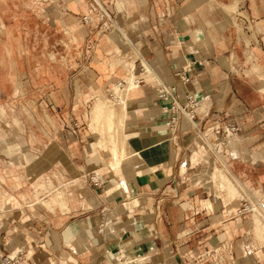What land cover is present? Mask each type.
I'll return each instance as SVG.
<instances>
[{
	"label": "crops",
	"instance_id": "crops-1",
	"mask_svg": "<svg viewBox=\"0 0 264 264\" xmlns=\"http://www.w3.org/2000/svg\"><path fill=\"white\" fill-rule=\"evenodd\" d=\"M142 1L125 0L131 6L123 9L128 13L127 20L130 22L128 29L136 37V42L137 37H140L139 41H144L143 37L148 33L147 43L137 44L140 55L149 62L143 61V65L149 67V70L143 72L147 82L140 87L129 85L130 80L127 81L125 89L119 90L124 94L125 112L122 108L116 107L113 119L115 121L113 133L121 157L120 171L125 184L129 187L131 197L124 196L122 188L119 192L107 194L106 190L120 181L119 175L110 166L113 156L109 147L104 149L97 145L108 151L107 159H104L98 150L86 152L83 146L79 151L74 150L72 134L67 133L62 141L59 133L63 135V132L49 130V136L42 135L48 140L43 142L44 144L37 141V147L34 144L37 137L32 131H29L26 141L24 138L21 139L20 133L12 136L0 128V151L16 154L15 160L20 158L26 165L29 185L26 188H30V193L24 194L22 198L25 201L28 199L29 203L31 198L33 199L31 202H36L40 200L37 194L46 191L51 196L42 203L46 204L49 210L54 211L58 208L63 212L69 209V212L62 213H67L65 215L67 220L56 227V233L59 243L68 241L79 252L74 253L75 258L70 255L66 260L60 259V264H118L116 255L119 253L125 255L126 264H186L182 257L185 248L199 250L204 247L205 243L198 242L192 246H185L183 241L179 240L184 217L187 220L186 224L196 223L198 226L209 224L205 218L195 217L189 202L186 201L188 198H205L210 195L213 207L218 211L223 199L230 195L228 191L223 193V196L216 195L212 178L195 176V171L191 175V169L202 166L206 168L205 164L207 166L210 164V157L208 162L204 160L188 165L191 159L189 158L191 155L188 154L195 142H198L197 129L182 116L176 124V130L171 129L170 112L162 108L164 103L158 98L159 84L179 96L185 94L197 96L206 103L210 111H220L227 119L237 122L240 128L238 133H241V136L257 133L258 138L254 141L257 144L253 145L252 149L249 148L250 144L247 141L230 150L227 149V144L225 152L228 155L222 153L224 157L222 163H227L231 169H235L236 165L242 166L243 171L237 173V177L260 190L264 188V178L259 175L253 177L260 170L258 166H264V150L261 149L264 147V79L251 83L234 76V71L229 69L231 55L237 60L235 66L239 69H243L244 60L249 56L258 67V72L264 74V0ZM140 2L142 3L138 4ZM65 7L69 8L68 5L61 4V9ZM235 7L245 13L237 22L241 26L239 31L231 23L229 13L225 10ZM25 8L27 6L24 0H0V29L6 34V40L0 45V120H6L8 125L5 126L10 128L18 122V115L11 119L8 115V112H16L14 105L16 101L8 102L2 98H16L19 93L22 94L23 86L18 81V76L25 88L36 89L43 82L55 84L61 75L55 60L57 51L23 50L17 30L8 27L11 24H27L30 21V17L25 18L22 14ZM61 9L57 7L49 17L55 19ZM64 13L67 14L66 11ZM33 18L36 21V15H33ZM70 29H73L72 26ZM121 35L115 39L107 35L101 38L103 44L109 43L108 54L120 50L119 40L124 39L131 43L124 33ZM113 57V55L108 57L111 62L103 60L98 64L106 78L120 75L115 68L116 62ZM131 62L134 63L133 60ZM126 74L122 73V77ZM72 79L73 76L70 81ZM115 85L116 83H113L111 88L106 89L108 97H110L108 91L116 92ZM89 89L91 93H86L84 98L86 103L91 98L95 101L100 97L98 95L104 94L98 85L90 84ZM110 98L111 101L116 98L119 100L115 96ZM66 99L67 104L74 103L73 96H67ZM84 100L82 101L85 103ZM107 103L116 106L113 102ZM89 114L88 109H85L86 119ZM93 120L92 116V126ZM91 130L97 132L93 128ZM58 142H65V151ZM230 142L233 147L238 144L239 138ZM92 143H99V133ZM40 146H45V150H41ZM206 151L208 156H213L207 149ZM244 151L254 152L249 156L248 153L244 154ZM78 152L80 158L75 155ZM197 152H194V156ZM236 153L240 156H236ZM85 156L88 161L96 163L94 170L90 169L89 163L86 164ZM53 158H58L65 170L72 167L75 171V165L79 164L84 178L81 180L74 175V181L78 182V187L85 193L77 195L81 198V206H77L78 208L74 207L71 210L69 208V202L75 206L77 199L67 183L63 184L65 189H61L59 185H52L51 175L47 172L50 169L48 161ZM99 160L106 163L101 164ZM35 168L38 170L34 173ZM57 170L53 176L64 177L62 171ZM91 173L97 176L107 174L102 192L97 193L92 187ZM248 174H251L250 179ZM67 177L72 178L73 175L67 172ZM22 178L21 174L1 175L2 182L8 179L16 188L24 186ZM124 199L135 200L137 203L129 206V202H125L126 207H122ZM12 200L11 194L0 188V209L12 207L15 204ZM95 202H99L98 206L97 204L91 206L95 205ZM16 208L23 210L22 205ZM220 215L224 217L220 213L215 217ZM213 216L210 217L212 224L209 226L215 227L218 234L224 229L230 245V248H222L223 263L264 264V244L257 240L255 243L259 249L251 254L250 239L245 238L248 234L251 237L253 232L255 239L264 236V232L261 235L257 233V222L254 223V231L247 226L241 233L231 232L219 222L215 225ZM31 221L33 223L34 219ZM96 227L99 231L106 229L104 237L109 240L92 237L94 240L91 241V234L95 232ZM8 236L7 246L16 250H28L27 258H30L27 261L24 259L23 264H38L39 260L36 258L40 259L39 257L43 258L46 264L53 262L50 249L45 243L38 245V241L36 242L27 230H20L18 235ZM95 240L97 242L93 244ZM209 243L217 244V238L214 236ZM36 244L40 247L37 254L32 251ZM91 245L93 249H97L98 256L94 259L89 256ZM15 249L12 254L15 253ZM246 250L250 253H246Z\"/></svg>",
	"mask_w": 264,
	"mask_h": 264
},
{
	"label": "rangeland",
	"instance_id": "rangeland-1",
	"mask_svg": "<svg viewBox=\"0 0 264 264\" xmlns=\"http://www.w3.org/2000/svg\"><path fill=\"white\" fill-rule=\"evenodd\" d=\"M15 1V0H11ZM50 0H24L26 3L27 8H25L22 12V14L25 16V18L30 17V21L28 23H21V24H11L8 27L15 28L20 36V44L21 49L23 50H36V51H57V58L55 60L57 61V66L59 69V73L61 74L58 79L56 80V83L51 85L48 82H43L41 86L39 85L36 89L34 88H25L23 83L21 82V79L18 81L23 86L22 94L19 93V95L16 98L13 97H3L2 100L4 101H12L15 100L14 103L16 112H8L9 119L12 117L18 115V122L14 123L13 128L6 127L5 125H8V122L4 119L0 120V128L5 129V133L10 135L19 134L22 136L21 139H25L27 141L29 134V131H32L36 135V140L34 141V144L37 145V141L46 142L48 139L42 135L46 134L49 136L50 132L49 130L55 131L58 130L59 132H63V135L59 133L60 138L62 141H64V138H66V134L69 135L72 134V143H74V150H81L79 149L81 146H83L84 150L86 152H92L95 150H98L102 156H104V159H107V153L108 151L102 150V148H110V153L116 146V141L114 137L113 130L115 129V121L111 122V128L112 132L110 130L108 131V118H106V115L102 116L98 122L99 126H92V116L94 114V98H91L87 103L84 100L86 93H91L89 89L90 84L98 85L104 94L98 95L102 97L103 101L106 102H113L115 103V107H119L121 105V100H117V98L113 101H111V98L108 97L106 89L111 87L114 78H106V74H104L100 69L98 68V64H100L103 60L110 61L108 57L110 58L111 55H113V60L116 62L117 71L120 75L127 70L129 71L130 68L135 66V70L138 71V66L143 63V61L148 62L147 58L143 59V56L140 55V50L138 49L137 44H142V42L147 43L148 33L145 34L143 38H145L144 41H139L140 37L133 36V33L128 29V25H130V22L127 20L128 13L125 12L123 9H125L131 5L127 4L125 0H114L113 9L111 8V16L112 20L108 22L107 20L103 22L104 25H106V30H102L97 25V22L95 24H85L83 23L81 19V11L78 14H74L70 11H67L66 8L61 9V4L65 2L66 5L69 6V8L75 12H78V10L83 7L81 4H78L74 0H51V3H49ZM142 2H145L143 0ZM142 2L138 3L141 4ZM55 3V6H57L60 11H58L57 17L52 19L50 16L51 12H54L57 7H55L53 4ZM116 5V6H115ZM229 13V18L231 19V23L237 28V30H241V26L239 25V18H242L245 13L240 12V9L235 8H227L225 9ZM64 11L67 12V14L64 13ZM129 11V10H127ZM33 15H36V21L33 18ZM26 22V20H25ZM36 22V23H35ZM102 24V21L100 22ZM70 26H72V30L70 29ZM98 26V27H97ZM142 26H139V28ZM145 29V28H144ZM145 31V30H144ZM122 33L129 38L131 43L129 44L126 40L122 39L119 43L120 50L116 52H113L112 54H108L107 49L109 47V43L103 44L102 43V37L104 35H107L109 37L118 38L121 37ZM87 34V36H85ZM105 39V38H104ZM6 40V34L3 30L0 29V45ZM135 40V41H134ZM234 56L231 55L229 58V69L233 70V75L240 78L247 80L251 83L258 82L259 80L264 79V74L258 72V67L254 65V62L252 58L247 56L244 60V67L243 69H239L235 66V61L233 58ZM51 59H54V57H51ZM134 61L131 62V61ZM104 63L106 64V62ZM141 62V63H140ZM149 63V62H148ZM126 64V67H125ZM133 65V66H132ZM44 75V74H43ZM49 75V74H47ZM231 75V74H229ZM68 76V79L66 80V77ZM71 76H73V79L70 81ZM126 77V76H125ZM30 80V79H29ZM32 80V79H31ZM68 81V82H67ZM146 81V80H145ZM33 82V81H32ZM31 82V83H32ZM147 82V81H146ZM144 83V82H143ZM141 83V84H143ZM141 87V86H140ZM160 88V86L158 87ZM24 92V93H23ZM119 92V91H118ZM161 91H157V94ZM118 94V93H117ZM120 97L122 100L124 95L119 92ZM68 97H74V103L73 104H67L66 98ZM117 96V95H116ZM200 96V95H199ZM126 97V96H125ZM84 100L85 103L82 101ZM161 100V99H160ZM82 101V102H81ZM94 101V103H93ZM204 102V101H203ZM84 103V104H83ZM204 104H206L204 102ZM92 107V108H91ZM85 109H88L89 116L86 119L84 117V111ZM120 112V109H119ZM91 118V123H90ZM106 118V121H105ZM90 124V125H89ZM93 128L97 132H93L91 128ZM107 127V128H106ZM23 130V131H22ZM25 130V131H24ZM108 132V133H107ZM99 133V143L94 144L92 141H94ZM241 133H238L235 135L231 140L235 138H239V142L237 145L233 146L231 145V140L228 143L227 149H233L236 146H240L244 141L249 142L250 146L249 148L252 149L253 145H256L257 142H254L258 137L257 133H253L252 135H245L241 136ZM62 135V136H61ZM113 136V137H111ZM113 139V140H112ZM264 140V138H263ZM115 141V144H114ZM244 142V143H245ZM113 143V145H112ZM195 142L193 147L191 148L189 152V156L191 155V158L188 165H194L196 162H203L204 160H208L210 157V164L207 166L205 164L204 168H198V169H191V175L195 171V176H203L205 178L213 179V182L215 184V194L219 196H223V193H227L228 189L226 185H222L221 181V174L226 175L230 178V181H232L233 186L235 187L236 193L234 195L229 196L230 200H233L230 202L229 206L235 207L238 203L236 199H239L241 197V183L244 184L243 186L248 187L250 190L255 192V194H261V192H264L263 190H257L258 187L255 185L249 183L246 180H241L237 177V173H241L243 171V167L236 165L235 169H231L227 163H222V165H219L217 162V159L214 156H208L207 151L205 148H203L200 143ZM3 144V141L1 142ZM58 144L65 149V142H58ZM99 145V146H97ZM38 147V145H37ZM117 147V146H116ZM41 150H45V146L39 147ZM245 149V148H244ZM264 150V147L261 148ZM255 150V149H253ZM65 151V150H64ZM198 151L195 153L194 152ZM254 152V151H252ZM251 153H248L247 151H244V154H247L250 156ZM210 154V153H209ZM76 156L79 158L80 153H76ZM87 155V153H86ZM193 155V158H192ZM236 156H240L236 153ZM187 157V158H188ZM252 158V157H250ZM16 154H7L4 151H0V188L4 189L8 193L11 194L13 197L12 202L15 204L12 205L10 208H6L5 210L0 209V260H3L6 255L12 254L14 251V247L7 246L6 239L9 237L8 235L15 234L18 235L20 230H27L32 236L35 238L36 242L38 241V245L41 243H45V245L50 249V255L53 258V262H49L50 264H60V259L66 260L68 256H73L75 258L74 253H78L79 250L75 248V246L72 243H69L68 241H64L59 243V238L56 233V227L62 225L66 220L67 217L66 214H62L68 211H63L61 209L56 208L54 211L49 210L48 206L46 204L42 203V201L49 196L48 192L43 191L39 192L37 194V197H39L40 200L36 202H31L33 199L31 198V201L29 203L28 199L25 201V199L22 198L24 194L30 193V188H26L29 186L27 176L26 174V165L21 162L20 158H17L19 162L16 160ZM224 159V157H223ZM15 160V161H14ZM80 160V159H79ZM78 160V161H79ZM86 164H90V169L94 170V167H96V163H92L87 160V156H85ZM14 161V162H13ZM107 161V160H106ZM49 167L50 169L47 172L49 175H51L52 185H59L61 189H65L64 183H67L69 186L71 192L74 194V196L77 199V204L74 206L71 202H69V208L70 210L72 208H76L77 206H81V198H78L82 190L78 187V182L74 181V175L79 178L83 179V174L81 173V170L79 169L80 166L75 165L76 170H72L71 168L63 169L61 167L60 161L58 158L50 159L49 161ZM99 163L105 164V161H98ZM208 162V161H207ZM221 162H224V160H221ZM264 163V162H263ZM78 167V168H77ZM216 167V168H215ZM260 169L256 174H254L253 177H256L257 175L264 178V166H258ZM262 167V168H261ZM60 169L62 173L64 174V177L56 178L53 176L55 172H57ZM201 169V170H200ZM215 169V170H214ZM218 169V171H217ZM38 169H34V173ZM233 170V171H232ZM190 171V170H188ZM214 171V172H213ZM222 171V173H221ZM67 172L71 173L73 175L72 178L67 177ZM198 172V173H197ZM215 173V175L212 174ZM224 172V173H223ZM21 174L23 175V181H22V187L16 188L12 182L8 179H6L4 182L1 180V175H9V174ZM96 173V172H95ZM95 173H91V183L92 187H94V190L98 192H102L105 187V178H107V174H104L103 176H97ZM220 173V174H219ZM215 176V177H212ZM219 175V176H218ZM251 174H248V179H250ZM114 178V177H113ZM215 178V179H214ZM98 179L99 181H97ZM247 179V178H246ZM59 180V181H58ZM104 180V181H103ZM74 181V182H73ZM76 182V183H75ZM100 182L99 184H97ZM87 183V182H86ZM97 184V185H94ZM85 186V185H84ZM221 186V187H220ZM224 186V187H223ZM226 186V187H225ZM242 186V188H243ZM86 187V186H85ZM87 189V188H86ZM120 189V188H119ZM227 189V190H226ZM88 190V189H87ZM89 191V190H88ZM91 192V191H90ZM124 196H126L125 193H123ZM78 195V196H77ZM258 196V195H257ZM85 197V196H84ZM195 199V198H194ZM124 203L129 202L126 199L123 201ZM186 202H189L191 206L190 198ZM95 205L91 206H98L99 202H95ZM23 206V210L16 208V206ZM203 206H211L209 201H205ZM78 208V207H77ZM192 208V206H191ZM36 212L33 214V212ZM76 212V211H74ZM184 214L185 210L182 211ZM220 213L219 211L214 212V214ZM70 214V213H68ZM215 215V216H216ZM183 216V215H182ZM209 216V215H208ZM210 216H213V214H210ZM209 216V217H210ZM213 216V220H215V225L218 224V222L226 228V230H232L235 231L236 223H227L224 221V218L222 219V216ZM184 217V216H183ZM207 218V217H205ZM255 218V219H254ZM31 219H34V222L32 223ZM210 219V218H209ZM208 219V222H209ZM222 219V222L220 221ZM258 219L255 216H251V222L243 221L241 222V231L245 230L247 226H251V229L255 230V220ZM185 217L182 220V226L180 232L183 233V230L185 228V232L182 234V236L179 238L181 241H185L186 245H193L195 243H199L204 238H206L209 234L208 230L210 228L209 224L202 226L201 228L195 227L193 224H186ZM211 223V222H209ZM212 224V223H211ZM257 233L259 235L264 232V225L260 223V221L257 220ZM230 226V227H229ZM107 228V227H106ZM210 231V230H209ZM106 233V229L99 231L98 227L95 228V232L91 234V241L94 240V238H99L101 240L108 238L104 237V234ZM211 233V231H210ZM7 235V236H6ZM64 235V234H62ZM210 235V234H209ZM254 232L251 235L250 238V244H251V254L255 252L257 249V243H255L257 240L260 241L262 244H264V236L260 238H254ZM23 237V236H22ZM94 237V238H92ZM22 240V239H21ZM187 240V242H186ZM95 240L93 242L96 243ZM38 245L36 244L34 248H32V251H34L37 254V251L39 250ZM93 246L91 245L89 249V256L93 259L96 258L97 255V249H93ZM188 249L185 248V250ZM193 251H197L193 248H191ZM22 251L21 262L29 260L27 258L28 250L26 249H15V252ZM255 256V255H253ZM40 259L36 258V260H39L38 264H46L44 262V259L39 257ZM117 263L121 261V264L125 263L127 260L125 259V255L118 254L116 255ZM131 259V257H129ZM135 261V259H133ZM260 260V259H259ZM125 261V262H124ZM138 262V261H135ZM186 264H193V262L189 263L187 260H184ZM72 263V262H69ZM132 263V262H131ZM23 264V263H21ZM126 264V263H125ZM130 264V263H129ZM198 264V263H197ZM206 264V263H205Z\"/></svg>",
	"mask_w": 264,
	"mask_h": 264
},
{
	"label": "built area",
	"instance_id": "built-area-1",
	"mask_svg": "<svg viewBox=\"0 0 264 264\" xmlns=\"http://www.w3.org/2000/svg\"><path fill=\"white\" fill-rule=\"evenodd\" d=\"M74 1L83 6L80 10V15L83 23L95 24V22H97V25L100 29L104 31L106 30V25H104L103 22L106 20L110 22L112 20L111 8L113 9L114 0ZM49 3H51V0L49 1ZM63 4H65V2H63ZM53 5L55 6V3ZM66 10L74 14L79 13L71 10L70 8H66ZM101 21L102 24H100ZM85 36H87V34ZM140 65L138 66V71L135 70L136 67L134 66L135 74L132 80L135 86H140L143 82L145 83L143 69ZM124 73L128 72H126L125 70L123 74ZM122 76L123 75L116 74L113 77V83H116L121 89L124 88L127 84L125 77ZM159 85V91L161 92L158 93V96L159 99H161V101L164 103V106L162 108L167 109L170 112L169 125L171 126V129L173 131L176 130V124L178 123V120L181 116L188 119L191 122L192 126L197 129L196 138L198 143H200L202 147L206 148L217 159V162L222 165V153L224 152V154L228 155V153L225 152V146L240 131L239 124L235 121L227 119L225 114L220 111H210V109L204 104V102L193 94H185L184 96H179L172 90L167 89L165 86L162 85L161 87V84ZM108 94L110 95V97H112L111 91H108ZM241 185L243 186L244 184L241 183ZM242 186H240L241 197L239 199H236V201H238L237 205L231 208L229 204L233 200H230L229 197H227V199H223L222 205L218 210L220 214H223V216L225 217H223L224 221L229 224L236 223L237 226H235V231L233 232L240 231V233L242 232V220L251 222V216H255L256 218H258L260 223L264 225V192H261V194H255V192L250 190L248 187L243 186L242 188ZM257 190L260 189L257 188ZM190 201L192 206V213H194L195 217H199L200 219L207 217L205 219L208 220L211 217L210 214H214V212H216L213 207L210 195L206 196L205 198H193L190 199ZM205 201H209L211 206H203ZM191 224H193L197 228H201L202 226L207 225V223L203 224L202 226H198L196 223ZM209 230L211 231V233ZM209 230L208 232L210 235L208 234L206 238L199 242V244L205 243L204 247L197 251H193L191 248L184 250L182 252V257L184 258V260H187L189 263L193 262V264H225L221 260V253L223 250L222 248H230L228 239L224 233L225 230H221L219 234L215 227H210ZM184 232L185 228L183 230V233ZM183 233H181V236ZM214 236L217 238V244L212 245L209 242ZM245 238L250 239L251 237L248 234ZM183 244H185V241L183 242ZM246 253L250 252L246 250ZM20 254H22V251H17L13 254L6 255L3 260H0V264H21L22 256H20Z\"/></svg>",
	"mask_w": 264,
	"mask_h": 264
},
{
	"label": "bare ground",
	"instance_id": "bare-ground-1",
	"mask_svg": "<svg viewBox=\"0 0 264 264\" xmlns=\"http://www.w3.org/2000/svg\"><path fill=\"white\" fill-rule=\"evenodd\" d=\"M147 65V64H146ZM133 66V65H132ZM142 68H143V72H146V70H149L146 66H144L143 65V63L140 65ZM133 70V71H132ZM134 66L132 67V68H130L129 69V71H128V73L126 74V77H125V80H126V82L128 81V80H130V83H129V85H131V84H133V77H134ZM127 85V84H126ZM116 87H115V90H116V92H114V93H112V96H115V97H118V99L119 100H121L120 102H121V105L119 106V108H122V111L123 112H125V100H122L121 99V97H120V94H119V90L121 89L117 84L115 85ZM135 86V85H134ZM126 87V86H125ZM125 87H124V89H125ZM123 89V88H122ZM118 93V94H117ZM121 94L122 95H124L122 92H121ZM117 95V96H116ZM123 98H124V96H123ZM158 98H159V96H158ZM115 113H116V107L112 104H110V103H107L106 101H103V99H102V97H98L97 99H96V101H95V103H94V114H93V117H94V120H93V125L96 127V126H99L98 125V122H100L98 119L99 118H101L102 116H103V114H105L106 115V118H108V131L110 130V132L109 133H111L112 132V130H111V125H113L114 124V122H113V119H114V117H115ZM106 118H105V121H106ZM111 122H113V124H111ZM106 127V128H107ZM109 127H111L110 129H109ZM108 133V132H107ZM111 137H113V136H111ZM114 138V137H113ZM113 140V139H112ZM114 144H115V141H114ZM112 145H113V143H112ZM117 146V145H116ZM114 147V148H112L113 150L111 151V155L113 156V160L111 161V163H110V166L112 167V169H113V171H115L116 172V174H118L119 175V177L118 178H120V181L118 182V183H116L115 185H113V186H111L110 188H108V190H106L107 191V194H111V193H113V192H116V191H118L119 192V188H122L123 190V193H125L126 194V196H128V197H131L129 194H130V190H129V187L127 186V184H125V182H124V180H123V175H122V173H121V169H120V159H121V157H120V155H119V151H118V149H117V147ZM122 147V146H121ZM217 171H218V169H217ZM216 173V172H215ZM215 173H213V175H215ZM221 173H222V171H221ZM224 173V172H223ZM217 174V173H216ZM220 174V173H219ZM216 176V175H215ZM215 176H213V177H215ZM219 176V175H218ZM221 177V183H222V185H226L227 186V189H228V192H229V195L231 194V196L232 195H234L235 193H236V189H235V187L233 186V182L232 181H230V178L229 177H227V174L226 175H224V174H221L220 175ZM217 177V176H216ZM215 179V178H214ZM225 186V187H226ZM221 187V186H220ZM224 187V186H223ZM226 189V190H227ZM131 203H130V205H132V204H136L137 203V201H135V200H132V201H130ZM139 203V202H138ZM129 205V206H130ZM121 206L122 207H126V203H124V202H122L121 203ZM257 220L258 219H256V222H257ZM259 221V220H258ZM19 251V250H18Z\"/></svg>",
	"mask_w": 264,
	"mask_h": 264
}]
</instances>
